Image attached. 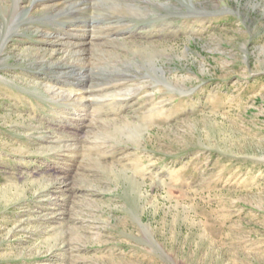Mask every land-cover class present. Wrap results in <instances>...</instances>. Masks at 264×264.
<instances>
[{
  "label": "rangeland",
  "instance_id": "1",
  "mask_svg": "<svg viewBox=\"0 0 264 264\" xmlns=\"http://www.w3.org/2000/svg\"><path fill=\"white\" fill-rule=\"evenodd\" d=\"M88 1L0 12V264H264V0Z\"/></svg>",
  "mask_w": 264,
  "mask_h": 264
},
{
  "label": "bare ground",
  "instance_id": "2",
  "mask_svg": "<svg viewBox=\"0 0 264 264\" xmlns=\"http://www.w3.org/2000/svg\"><path fill=\"white\" fill-rule=\"evenodd\" d=\"M136 1L137 2L139 1L140 4L142 3L141 2L142 0H136ZM191 3L192 1L190 0L186 2V4L189 6ZM40 4L41 3H37L36 1L34 3H30L29 1L28 3H25V0H13L11 1L10 4L8 3L7 0H0V12L3 15H5V18L11 17L10 22L8 21V28L6 35L3 37V45L8 42L10 34L12 33L11 32L12 29H15V26L17 25L18 22H21L22 14L25 11L30 10L29 17L34 18L35 12H38L40 10V8L38 9V6H40ZM91 4L92 2L88 0H46V3L41 4L42 6L41 9L43 11H47V13L53 12V14L48 15L47 18H52L55 21L59 20L58 22L61 23L58 24V31L54 33L39 30V32L41 33L40 37L55 39L57 41H60V43L58 42L60 45L66 44V46L71 48L81 47L79 48L80 50H77L76 52L77 53L78 51L84 52L85 48L83 47L86 46L85 44L91 43V41L94 40V38H96L97 36L92 29H89V27H91V24L90 26H86V24L91 23L90 21L92 20H89V18L87 19V17L85 18L81 16L82 13L80 12L83 9V6H85L86 9H88L87 7H90ZM141 7L142 6H138L136 3V5L132 4L130 8L133 11H140L141 14H143L142 13L143 10ZM196 12L197 11L193 13ZM198 13L201 12L198 11ZM69 19L72 20V23L68 26L64 25L63 24L64 21ZM21 26L22 24L19 23L17 29L20 30ZM64 35L67 36L64 37ZM65 38H69V39L67 40ZM58 43H55L54 45H57ZM57 50L59 51L60 49ZM75 77H79L78 79H85L83 76H79V74L76 75ZM46 88L47 91L51 95H53L54 100L70 101L71 102L70 104H72L73 106H76L77 104L79 105L80 101L86 100L88 97L85 95L86 92L88 91L85 89V87H82L81 85H74L71 87L68 86L67 84L64 85L47 84ZM76 114L80 116V114L77 113V111Z\"/></svg>",
  "mask_w": 264,
  "mask_h": 264
}]
</instances>
